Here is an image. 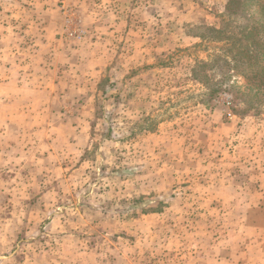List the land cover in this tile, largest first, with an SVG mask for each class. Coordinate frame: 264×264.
Masks as SVG:
<instances>
[{"label": "rangeland", "instance_id": "374dc122", "mask_svg": "<svg viewBox=\"0 0 264 264\" xmlns=\"http://www.w3.org/2000/svg\"><path fill=\"white\" fill-rule=\"evenodd\" d=\"M237 16L228 0H0V59L29 40L37 74L54 58L76 86L15 101L0 79V264H264V61L229 63Z\"/></svg>", "mask_w": 264, "mask_h": 264}, {"label": "crops", "instance_id": "0c3cea01", "mask_svg": "<svg viewBox=\"0 0 264 264\" xmlns=\"http://www.w3.org/2000/svg\"><path fill=\"white\" fill-rule=\"evenodd\" d=\"M77 1V0H76ZM21 25V24H19ZM40 26H42L41 24H39ZM96 28V27H95ZM110 27H108L109 29ZM91 31L92 33V27H90L89 32ZM26 33V31H23ZM44 28L43 27H37L36 31H34L32 33V39L34 38L36 43L41 42V45H45V41H43V39H45V37L42 39L43 36H46V33L44 35ZM43 35V36H42ZM92 36H94V34L92 33ZM24 34L22 36V38H24ZM27 38V37H26ZM29 38V37H28ZM27 38V39H28ZM29 40H21L18 44L19 47H17V50L14 46H12L11 50L8 48L9 45H5L6 47V56L3 58V60L0 59V79L3 78L6 82L5 88L11 89L9 90V92L11 93L10 97L11 99L14 98L13 94H15L16 98L15 101H18V97L19 95L23 97V95L27 92V91H36L39 93H43L45 95H49V96H56V97H61L63 94L64 96H67L68 94L71 95V92H64L61 88L60 85L65 84L67 86H69L70 88H75V84H74V80H73V76H69V77H65V76H61V71H59L57 69V62L55 63V59L52 58L51 63H48V72H47V77H44L43 73L41 74H37L38 72H40L42 70L41 66H45V63H43L41 61V58L38 55H30L27 54V48H33V45L28 44ZM91 43V41H88V43ZM33 43V42H31ZM29 45V46H28ZM35 46V45H34ZM104 47H106V44L104 45ZM8 48V50H7ZM53 50H55V48H53ZM39 54V52H38ZM52 55H54V53H51ZM51 58V57H50ZM34 60V61H33ZM33 61V62H32ZM30 62L32 63L31 67H29ZM68 72H71V70H68ZM43 80L39 83H37V81L39 79ZM26 80H35L36 86L32 87L33 83H26ZM44 81H47L44 82ZM72 82V84H71ZM45 84V86H48V90L46 91L45 87H43ZM37 87V88H35ZM41 89H44L43 92H41ZM63 96V97H64ZM22 100V106L25 108L27 107V111H32V109H28V107L30 106V103H24V99L21 98ZM25 104V105H24ZM65 106V104H63ZM26 106V107H25ZM49 107V106H48ZM63 107V106H62ZM61 107V108H62ZM63 109V108H62ZM69 109V108H68Z\"/></svg>", "mask_w": 264, "mask_h": 264}, {"label": "trees", "instance_id": "16d2710c", "mask_svg": "<svg viewBox=\"0 0 264 264\" xmlns=\"http://www.w3.org/2000/svg\"><path fill=\"white\" fill-rule=\"evenodd\" d=\"M259 1L260 0H228V9L230 13L238 15L239 17L237 16V19L245 20L246 22L245 26L240 28L243 32L242 38L233 39L232 51H228L232 58V60L228 58L230 64L232 61L234 64H238L241 58L245 59V63L242 65L250 64L253 61L255 63L264 61V5L259 4L258 14H249L248 12L250 4L259 3ZM209 31L217 35H222L226 32V29H209ZM232 52L233 54H231ZM193 77L197 79L195 71ZM206 82L208 83V81ZM246 90H249V88ZM218 91V88H212L210 95H214Z\"/></svg>", "mask_w": 264, "mask_h": 264}]
</instances>
